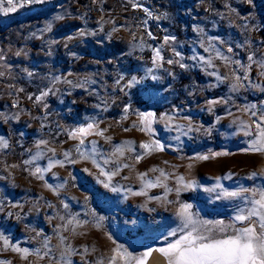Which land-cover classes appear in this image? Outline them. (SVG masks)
I'll list each match as a JSON object with an SVG mask.
<instances>
[{
	"label": "rangeland",
	"instance_id": "obj_1",
	"mask_svg": "<svg viewBox=\"0 0 264 264\" xmlns=\"http://www.w3.org/2000/svg\"><path fill=\"white\" fill-rule=\"evenodd\" d=\"M262 114L264 0L0 11V264H109L118 246L140 256L179 238L185 203L233 223L241 201L217 192L264 188V153L245 151ZM156 141L162 151L141 147ZM214 153L228 155L197 159ZM50 161L62 165L36 173Z\"/></svg>",
	"mask_w": 264,
	"mask_h": 264
},
{
	"label": "snow or ice",
	"instance_id": "obj_2",
	"mask_svg": "<svg viewBox=\"0 0 264 264\" xmlns=\"http://www.w3.org/2000/svg\"><path fill=\"white\" fill-rule=\"evenodd\" d=\"M32 2L33 0H0V11L7 14L15 11L17 7L23 6L25 3ZM5 4L10 7H4ZM157 56H159V51H157ZM251 59L252 57H249V60ZM169 63H172V61L170 60ZM181 66L183 67V65ZM236 80L239 81L240 77H236ZM236 87L238 85L234 84L233 88ZM252 109H255V105L250 106L249 110ZM152 115L151 113L142 114V117L147 118ZM252 115L255 116L256 112L252 111ZM253 123L255 124V133L249 131L246 134L254 135V139L250 148L245 151L264 153V114L259 117V122L253 121ZM245 127L251 128V125ZM92 128L93 125L89 124L86 128L78 129L72 135L74 137L77 134L81 137L87 136L91 133ZM97 134L103 135L102 132ZM83 143L84 141L81 139V144ZM141 147L149 151L153 147L163 150V145L159 141H156L154 145L145 143ZM116 151L123 154L121 148H117ZM39 155L41 154L38 153L37 156ZM221 155H228V153H214L211 156L202 155L197 159L207 161ZM36 158L33 157V159ZM140 159L142 157L137 156V160ZM25 163H31V161ZM56 164L62 165V162L50 161L47 169L37 168L36 173L50 171ZM125 166L127 167V165ZM152 170L157 171V169ZM259 174L253 172L250 178H254ZM112 175H115V173H112ZM146 175V173L141 174L140 178L144 179ZM39 178L42 179L43 176L41 175ZM109 179H111L110 175ZM179 180L185 189L193 187V182L184 183L183 177H180ZM148 186L153 185L148 182ZM105 187H108V185L105 184ZM217 188L222 189L223 186L218 184L216 188H209L207 191L213 192ZM179 191L180 189H177L178 193ZM250 191L253 195L246 196L245 194ZM217 198L239 199L241 201L240 204L236 205L237 214L233 223L225 225L223 221L201 220L197 214L191 211L192 205L185 203L180 206L178 212L181 224L178 229L171 233L174 236L179 233V238L175 242L169 243L167 247L163 248H149L140 256H133L127 249L118 246L114 250L115 255L111 257L109 264H118V261H122V264H148V258L154 252L163 257V260H159V264H264V188L250 190L241 186L237 191L223 189L222 192H217ZM237 224L241 226L238 227ZM153 264H157V261H153Z\"/></svg>",
	"mask_w": 264,
	"mask_h": 264
},
{
	"label": "bare ground",
	"instance_id": "obj_3",
	"mask_svg": "<svg viewBox=\"0 0 264 264\" xmlns=\"http://www.w3.org/2000/svg\"><path fill=\"white\" fill-rule=\"evenodd\" d=\"M151 260H153V261H157V264H159V260H160V259L158 258L157 260H155L154 257H153V259L151 258ZM148 264H153V262H152V263H148Z\"/></svg>",
	"mask_w": 264,
	"mask_h": 264
}]
</instances>
